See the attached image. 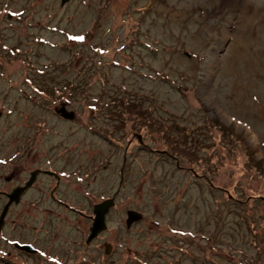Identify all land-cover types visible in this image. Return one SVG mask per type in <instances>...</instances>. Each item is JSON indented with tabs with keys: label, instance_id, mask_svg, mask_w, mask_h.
<instances>
[{
	"label": "rangeland",
	"instance_id": "obj_1",
	"mask_svg": "<svg viewBox=\"0 0 264 264\" xmlns=\"http://www.w3.org/2000/svg\"><path fill=\"white\" fill-rule=\"evenodd\" d=\"M61 103L76 120L57 118ZM134 134L144 148L128 152L118 210L190 177L192 217L156 216L170 230L181 218L190 232L189 248L173 246L172 264H264V0H0V163L57 145L55 156L70 159L66 201L80 206L90 192L119 188ZM65 221L68 242L77 236ZM124 229L125 250L79 264H136L134 252L166 244L164 234ZM68 252L44 264H77Z\"/></svg>",
	"mask_w": 264,
	"mask_h": 264
},
{
	"label": "flooded vegetation",
	"instance_id": "obj_2",
	"mask_svg": "<svg viewBox=\"0 0 264 264\" xmlns=\"http://www.w3.org/2000/svg\"><path fill=\"white\" fill-rule=\"evenodd\" d=\"M66 108L68 109L67 105ZM57 109L58 108L55 110ZM55 115L60 120L70 121L64 119L58 113ZM111 125L113 131L119 127L117 122H114V124L111 123ZM123 128L121 131H124ZM136 142L138 143L137 138H133L131 142L126 143L124 148L119 170V188H117L115 192L97 196L90 192L88 196L83 197L82 204H80L81 207L77 204H72L71 202H73V199L66 201L70 195L66 193L65 176H62V174L66 173V168L70 165V159L63 164V160H59L60 157L55 156L57 151L55 147H57V145L48 146L52 147L50 150L42 149V155L33 154V149H27L28 153L23 155V157L25 156L24 159H16L14 156V159L9 158L5 163H0V264H17L15 259H27L25 264H44L43 260L51 258L61 259V261L64 262L63 259H68L69 257V255L65 254V250H68V253L72 254L70 256L72 259L79 260L77 264L81 263L83 259H91L89 261H84L86 263L95 262L97 258L102 259L103 257H107L104 259H110L113 258L114 252L119 248L125 250L124 247H120V244L123 243V240L120 239L121 231H123L122 229L125 228L124 230L129 232L137 226H140L141 230L146 231L143 232L144 234L147 233V231L155 235L164 234L163 240L169 245L163 242L160 244L158 239L156 240L158 241L156 249H151L145 254L144 252H141L142 254L134 252L133 256L128 257V259L137 260V262H132L136 264H144L145 261L143 259H170L168 261L172 264L176 252L173 246L176 244H185V248L187 249L192 244L191 236H189L190 232L183 227L182 223L177 224V222H181V218H186L187 215L190 218L192 217V186L190 177L184 176L185 183L179 187L178 191L168 195V191H164L165 193L161 194H166L164 198L161 195L153 196L138 208L134 207L132 208L133 210L126 208L125 212L119 211L118 209L121 206L120 198L122 194V185L126 182L127 173L130 167H132H129V163L133 162L130 159L128 160V152ZM136 148L138 149L137 146ZM34 149H38V147L35 146ZM136 152L139 153L138 150ZM166 156L172 159L169 161L174 162L176 165L175 167L179 171H183L181 162L177 157L173 155ZM31 157L33 158L31 159ZM40 157L41 159H39ZM2 168L7 170L2 171ZM91 169L96 172V166ZM5 171H8V176H2V172ZM33 175L35 181L31 186L27 187V182ZM182 188H184L183 191ZM47 195L48 198L45 197ZM16 198H18L17 201ZM11 199L13 201L5 215H3ZM110 199L114 201V205L106 214V228L94 238L90 239L91 227L96 218L95 207ZM153 203L157 204L155 206L156 209L150 211V206ZM146 205H148V207H146ZM131 210L140 213L141 218L139 221L128 226V212ZM147 212L149 215L145 216ZM160 213L164 216H179L181 218L178 221L176 220V226L175 223L172 224L171 229L173 230H170L166 227L167 225L165 223H161L156 219V216ZM146 217L152 218L151 222L147 221ZM113 218H118L117 221L119 224L117 226H119V229H115L117 226L112 228L110 225ZM66 219L72 220V228L68 231L77 236L75 237L72 234L68 242H66L68 238L64 237L65 230L63 227V222L68 223L65 221ZM167 219H169V217ZM80 221L81 223H79ZM113 229H115V232H120L119 234L116 233L114 238L112 235L109 236V232L114 235L111 231ZM179 232H181V234H179ZM102 236H106L107 240H99ZM126 237H128V235ZM81 245L82 247L80 249ZM99 245L102 249L98 256L96 252ZM181 250L179 251L183 252ZM159 252H161L160 255H158ZM183 253L187 255L185 252ZM80 254L84 256L79 258ZM177 257L178 258L175 259L180 260V256ZM10 259H12V261Z\"/></svg>",
	"mask_w": 264,
	"mask_h": 264
},
{
	"label": "water",
	"instance_id": "obj_3",
	"mask_svg": "<svg viewBox=\"0 0 264 264\" xmlns=\"http://www.w3.org/2000/svg\"><path fill=\"white\" fill-rule=\"evenodd\" d=\"M69 0H61V5H64L66 2H68ZM56 112L58 114H60L64 119L66 120H73L76 117V114L74 111H70L66 108L65 105H62L60 108H58L56 110ZM136 138L138 140V144L141 145V147L143 146V140H142V136L140 134H136ZM35 181V177L34 175L31 177V179L27 182V187L31 186L33 184V182ZM18 200V198H16V201ZM12 199L9 201L8 205L6 206V209L3 213V215H5V213L7 212L10 204L12 203ZM114 205V201L112 199L110 200H106L98 205H96L95 207V221L93 223V226L91 227V236L90 239L94 238L97 234H99L100 232H102L103 230H105L106 228V221H105V217L106 214L109 212V210L113 207ZM141 218V214L136 212V211H129L128 212V220H127V225L130 226L132 223L139 221Z\"/></svg>",
	"mask_w": 264,
	"mask_h": 264
},
{
	"label": "trees",
	"instance_id": "obj_4",
	"mask_svg": "<svg viewBox=\"0 0 264 264\" xmlns=\"http://www.w3.org/2000/svg\"><path fill=\"white\" fill-rule=\"evenodd\" d=\"M78 37H79V36L76 37L77 42H78V40H79ZM74 38H75V36H73V35L68 36V39H74ZM35 101L37 102V99H35ZM52 101H53V99H52ZM56 101H57V99L54 100V102H56ZM62 105H65V106H66L65 103H61V106H62ZM61 106H60V107H61ZM67 106H68V105H67ZM60 107H56V108H60ZM56 108H55V109H56ZM55 109H54V111L56 112ZM56 114H57V112H56ZM75 114H76V113H75ZM117 123H118V122H117ZM120 123L123 124V125L125 126V122L121 121ZM117 129H119V127H118ZM208 183H209V182H208ZM210 184H211V182H210Z\"/></svg>",
	"mask_w": 264,
	"mask_h": 264
}]
</instances>
